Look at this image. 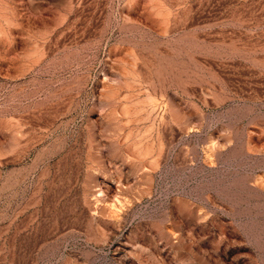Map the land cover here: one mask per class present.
<instances>
[{
	"label": "rangeland",
	"instance_id": "rangeland-1",
	"mask_svg": "<svg viewBox=\"0 0 264 264\" xmlns=\"http://www.w3.org/2000/svg\"><path fill=\"white\" fill-rule=\"evenodd\" d=\"M0 264H264V0H0Z\"/></svg>",
	"mask_w": 264,
	"mask_h": 264
}]
</instances>
